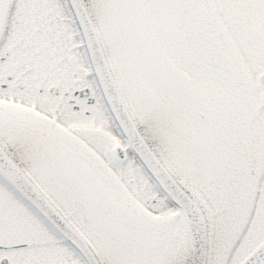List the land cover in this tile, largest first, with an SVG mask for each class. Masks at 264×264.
<instances>
[{"label":"snow or ice","instance_id":"obj_1","mask_svg":"<svg viewBox=\"0 0 264 264\" xmlns=\"http://www.w3.org/2000/svg\"><path fill=\"white\" fill-rule=\"evenodd\" d=\"M0 264H264V0H0Z\"/></svg>","mask_w":264,"mask_h":264}]
</instances>
